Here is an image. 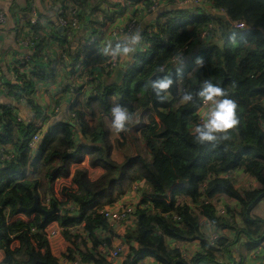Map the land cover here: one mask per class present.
<instances>
[{"label": "trees", "instance_id": "16d2710c", "mask_svg": "<svg viewBox=\"0 0 264 264\" xmlns=\"http://www.w3.org/2000/svg\"><path fill=\"white\" fill-rule=\"evenodd\" d=\"M74 1L82 23L86 7L80 0ZM130 1L150 5L149 0ZM208 1L209 8L196 12L174 8L166 1L164 7L169 12L160 14L149 26L155 33L147 39L148 53L137 58L121 83L105 85L104 80L111 73L98 80L92 78V71H87L85 75L91 79L81 83L76 94V99L82 96L83 105H70L64 110L65 117L49 129L33 160L29 158L26 142L34 125L26 126L17 121L16 114L7 106L0 107L1 142L17 153L12 161H0V264H60V259L79 264H108L96 256V234L111 232L104 209L120 200L134 184L141 186L137 190L141 200L133 213L132 226L123 237L128 254L121 264H213L221 256L227 259L239 236L246 240L248 249L262 244L264 220L251 217L250 211L264 199V134L261 133L264 127V0ZM119 6L104 9L106 23L112 22L110 12L122 13ZM214 12L226 15V19L214 16ZM160 19L165 22L160 24ZM237 24H244L243 31L236 29ZM30 30L36 47L29 64L33 72L28 77L19 75L15 87L12 86L28 97L34 92V80L50 77L43 75L51 64L44 59L46 41L65 40L64 31L40 34L39 22ZM90 32L97 33L98 38L104 34L94 29ZM204 33L206 37L199 40ZM146 35L144 32L143 37ZM107 41L116 42L110 38ZM197 45L202 47L189 58ZM98 49L90 52L92 66L107 59ZM61 53L69 60L66 51ZM181 54L185 69L180 65L175 67L176 58ZM79 56L80 52L72 60H78ZM198 60L202 64H197ZM158 66L170 70L174 81L167 101H158L151 89L144 86L156 77ZM193 69L194 80L187 74ZM204 80L225 88L237 103L239 122L235 131L228 140L215 145L198 144L192 139L191 131L197 124L195 112L202 104L197 107L179 100L183 90L198 89ZM85 85L92 88L90 93L82 92ZM117 102L131 113L133 104L147 113L145 124L133 127V136L130 124L118 132L122 142L133 137L143 148L125 156L120 164L111 159L103 143V123L94 126L91 123L96 114L93 105L110 117L109 110ZM32 105L35 110V102ZM77 137H81L78 146L75 145ZM123 145L117 147L121 149ZM86 159L90 168L103 171L99 178L90 180L88 170L80 167ZM237 170L254 179L258 187L243 192L236 190L228 176ZM61 177L71 179L59 196L55 184ZM178 196L189 199V203H177L173 198ZM218 196L239 205L241 226L240 222L236 223L235 210L229 206H224V215L216 212L212 200ZM35 200L41 209L48 211L54 205L60 214L45 216L39 211L26 212ZM44 202L49 205L43 206ZM67 206L75 209L69 211ZM19 215L31 219L16 218ZM14 218L17 220L13 221ZM200 219L214 230L232 232L233 237L223 234L211 244L202 232ZM52 223L57 225L58 235L64 242H69L60 259L49 246L48 231ZM193 241H197L198 249L193 256H187L178 244Z\"/></svg>", "mask_w": 264, "mask_h": 264}, {"label": "crops", "instance_id": "0c3cea01", "mask_svg": "<svg viewBox=\"0 0 264 264\" xmlns=\"http://www.w3.org/2000/svg\"><path fill=\"white\" fill-rule=\"evenodd\" d=\"M33 2V5L35 6V9L38 13V19H39V26H40V34L45 31L48 34H51L53 31L54 33L60 34L63 33V30L58 31L59 27L56 21V14L59 8V3L65 0H31ZM123 0H81L83 4L85 5L84 13L81 16L82 20V29L80 31H77L75 33H71L69 36H67L65 33L63 35L65 36L64 41H60L55 38H50L45 43V54L46 57L44 58L46 60V63H51L48 67L49 71H45L43 75H49L48 80H34L32 85L33 90L35 91V98L33 100H38V104L35 106V110L33 107V101L29 100V102H23V103H15V110L17 112V116L20 120H22V123L26 126H32L36 125L37 118L34 119V114L37 112L39 114H42L43 110L47 109V106L49 105V99L53 96L52 99H54L55 103L57 105L61 106L62 111L68 109L70 106V101L72 100V96L70 94V90L74 87L80 86L81 83H86V79L90 80V77L86 75V77H83L86 74V71L84 72L79 68L77 65V60L73 61L72 58H77L79 52H80V45L83 37L87 34H92L90 30L94 29L97 31H103V35H99L100 42L103 43V45L108 44L107 39H109V35L106 30H103L105 27L106 22L103 20L106 19L104 9L110 4L114 6L118 2H121ZM0 11L5 13L7 17V22L4 28H1L0 30V56H2L3 53H9L20 60L19 55L25 54V49L19 45L18 43V35H17V23L22 21L25 23L23 25L24 28L28 27L27 22L29 21V15L26 12V2L21 0L17 3H10L6 0H0ZM169 12V8L163 7L161 10L154 12L153 14L147 16L145 19L141 18L138 23L137 27L135 29H139L142 40H143V34L144 32H147V29L149 26L154 23V21L158 18L160 14ZM94 22L95 25L91 26V23L86 22ZM111 21H108L107 24H109ZM165 22L164 19H160V24H163ZM102 25V28L99 26ZM97 26L100 28H97ZM113 27V25H112ZM111 27V28H112ZM93 35V34H92ZM91 35V36H92ZM116 40L117 39H112ZM142 45V41L140 46ZM138 46L136 49V55L135 57L125 65L122 63L119 59V66L117 67V70L104 80L105 85H112V84H118V81L116 82V72L118 70H127L134 66L136 63L137 58L139 57V50L142 48ZM66 51L69 61L64 60L61 61L59 58V55L62 51ZM25 52V53H24ZM193 54V53H192ZM191 54V55H192ZM189 55V57H191ZM91 56V55H90ZM92 58V56H91ZM74 59V60H75ZM186 66V63L182 62V65H180V68H184ZM181 68V69H182ZM185 69V68H184ZM87 70L89 71V68L87 67ZM195 70V69H193ZM16 69L15 66H12L9 64V61L3 62V60L0 59V72L2 77L8 81L13 87L16 85V80H14V76ZM189 77V75H188ZM84 79V81H83ZM85 89V86L83 87V90ZM78 95V94H77ZM78 97V96H76ZM49 98V99H48ZM78 99V100H77ZM75 98L74 103H72L71 106L76 105H83V99L82 96L80 98ZM36 100V101H37ZM9 105V100L0 94V107ZM38 105H40V110L38 108ZM87 122L90 125L89 118H87ZM58 118L54 120H50L44 125V131H43V138L49 131V129L55 125L58 122ZM33 124V125H32ZM81 137L75 138V145L78 146L80 144ZM87 140V139H86ZM117 151H120L118 147H114ZM113 161L117 163H121L123 160H120V158H111ZM86 162V161H85ZM82 163L83 165L80 166L82 168H85L88 170V176L91 177L93 174L96 176L94 177V180L99 178L103 171L100 168H90L86 163ZM90 171V172H89ZM241 171V170H240ZM73 172V171H72ZM243 172V171H241ZM244 173V172H243ZM248 176V175H247ZM252 179L251 177H249ZM71 178L66 179L65 181L67 183L70 182ZM254 182V179H253ZM254 185V186H253ZM253 187H258L257 183H253ZM136 187V186H135ZM138 187V186H137ZM218 197H224V196H218ZM216 198V197H215ZM214 198V199H215ZM213 199V200H214ZM121 200V199H120ZM120 200L117 201V203H120ZM233 201V200H232ZM189 203V202H188ZM229 206L231 209L235 210V218H237V215H240L241 208L239 205L233 201V206L225 204L224 206ZM250 216L253 218H258L260 220H264V199L260 200L250 211ZM51 225V224H50ZM241 226V222L238 224ZM102 234V233H97ZM53 237L52 239H54ZM64 241V240H63ZM246 240L239 236L238 241L234 245L233 249L231 250V254L227 256V259L222 258V256L219 258V262L213 263V264H264V240H262V244L260 245V250L256 251L255 247L253 249H248L246 247ZM49 246L51 249V252L55 254L53 251V246L49 242ZM67 246H65L66 249ZM65 251V250H64ZM64 253V252H63ZM58 259L61 258L62 254ZM60 264H69L68 261L64 259H60ZM123 262V261H122ZM121 262V263H122ZM201 264H208V263H201Z\"/></svg>", "mask_w": 264, "mask_h": 264}, {"label": "built area", "instance_id": "2783aa9c", "mask_svg": "<svg viewBox=\"0 0 264 264\" xmlns=\"http://www.w3.org/2000/svg\"><path fill=\"white\" fill-rule=\"evenodd\" d=\"M10 3H17L21 0H6ZM26 2V4H28V8H27V13L29 15V21L27 22L28 27L24 28L23 25H25V23H23L22 21L17 23V35H18V43L20 46H22L25 49V54L23 55H19L20 56V60H18L17 57L9 54V53H3L2 56H0V59L3 60V62H7V60L9 61V64L12 66H15V69L17 70L16 75L14 76V80H17L18 76L24 74L26 77H28L33 70L31 69L32 65H29L31 63V55H33L35 53V43H33L32 41H34V37L32 35V32L30 30V28L32 26H35L38 24L39 19H38V13L35 9V6L33 5V2L31 0H23ZM81 1V0H80ZM79 1V3H80ZM150 1V5L147 6V4H145L144 2L142 3H133L130 0H123L121 2H118L117 4H119L122 13H113L110 12L109 14L112 16V22L109 24H105V27L103 28V30H106L110 39H119L122 35H124L125 33H128L131 30H134L137 27V23L141 18H146L147 16L153 14L154 12H157L159 10H161L164 6H165V2L169 1V6H174V8H188L189 10H192L193 12L202 10V9H207L209 8V1L208 0H149ZM114 8V6L112 5H108L106 8ZM215 15H221V16H226L224 14L221 13H215L213 14ZM226 18V17H224ZM56 21L58 24V27L62 28V30L64 31V33L69 36L71 33H75L77 31H80L82 29V23L79 20V18L77 17V3L74 0H65V2L62 5H59L57 14H56ZM7 22V17L5 15V13H3L2 11H0V30L1 28H4ZM113 25V27H112ZM112 27V28H111ZM236 29H239L240 31L244 29V24H237L235 25ZM155 33V30H152L150 28L147 29V35L145 36V38L143 37L142 40V45L140 47H142L138 54H146L148 52V48H149V44L147 43V39L152 37V34ZM87 34L83 37L82 41H81V45H80V56H79V62H81V64L79 65V68L82 69L81 65H83V63H88L91 56H90V52L92 49L95 48H102L104 47L103 43L100 42V39L98 38L97 33L93 34ZM206 33L202 34L199 38V40H201L202 38L206 37ZM147 37V38H146ZM202 46H195L193 48L194 49H199ZM44 50V49H43ZM45 51V50H44ZM192 51V50H191ZM60 58L62 59H68L66 57V55H64V53H61L59 55ZM69 61V60H67ZM119 66V62H118V58H109L107 57L106 60H104L102 63L95 65V66H90L89 71H92V78H98L99 79H103L105 77V75L107 73H113L117 70V67ZM95 70H100L95 71ZM91 79V77H90ZM35 91L30 95V97L26 96L25 94L21 93L20 91H17L15 89H13L12 85L6 81L0 72V94L3 95L4 97H6L9 100V105H7L8 109L11 112H14L17 116V112L15 110V103H23L26 102V99H30L31 101L35 102V104L38 102L37 98L36 100H33L35 98ZM70 94L72 96V100L70 101V105H72V103L74 102L75 98H76V94L77 92L74 90V88H72L70 90ZM52 97H50L49 99V105L47 106V109L45 111V116L41 118V120L39 122H36L35 125V129L33 131V133L30 135V137L27 139L26 142V146L27 148L30 150V159L33 160L35 154H37V152L39 151V147L41 144V140H42V136H43V131H44V125L49 122L50 120H54L56 118H58L59 121H61V119H63V117H65V113L64 111H62L61 106L57 105L54 101V99H52ZM69 105V106H70ZM206 110L205 105H201L195 112V116H196V122L200 123L201 122V114ZM1 112V110H0ZM71 118L73 117V115H69ZM17 121L22 122V120L19 119V117L17 116ZM76 121H74L75 123ZM3 136V133L0 129V161L2 163H6L9 161L14 160V158L16 157L17 153L16 151L11 148L10 146L4 145L1 142V138ZM229 177V176H228ZM178 197H176L175 199L177 200ZM46 205H49V202L46 203ZM62 209H65V206H62ZM66 209H68L69 211L74 210L75 208L72 206H67ZM60 212V211H59ZM131 212V210L127 209L126 213ZM133 213L134 211H132L130 214L131 218H130V223L127 226V228H129L130 226H132V221H133ZM225 214V210L222 214L219 215H224ZM124 216V215H123ZM120 218V216H118V214L116 213H111L110 211H104V217L106 218V221L110 227V229H112V226L109 224V221H115V220H120L122 219V217ZM129 217V216H128ZM206 226L202 227V232L203 234L208 238V241L212 244L214 243V241L216 240L217 237L225 234L229 237H233L232 232H222L219 230H214L212 227L209 226L208 223H206V221L204 220ZM210 231V234H206V231ZM103 236H101L100 238H98V241H100L99 246H98V252L96 253V256L105 260L108 264H113L115 262H117L119 260V258L126 252V244L123 241L122 238V243L125 247V251L123 249L122 252V248H114L112 247L111 243H109V236H107V234H109V231L107 232H102ZM55 233L53 231L49 232L48 231V238L49 237H54ZM124 237V236H123ZM190 243V242H189ZM195 243V246L193 248V250L187 251V248L183 249V244H187V243H180L178 244L179 246H182L181 249L184 250L185 254L187 256H193L194 253L197 251L198 249V243L197 241H193L192 244ZM261 246L259 245L256 248V251L260 250ZM153 262V259L150 260V263ZM69 264H79V262H69Z\"/></svg>", "mask_w": 264, "mask_h": 264}, {"label": "clouds", "instance_id": "9594fccd", "mask_svg": "<svg viewBox=\"0 0 264 264\" xmlns=\"http://www.w3.org/2000/svg\"><path fill=\"white\" fill-rule=\"evenodd\" d=\"M141 41L142 36L139 29H134L122 35L115 43H108L97 51L103 56L118 58L127 65L135 57L136 49L140 46ZM199 50L200 48L192 50L189 55L193 54L189 58H192ZM183 59L182 54L178 55L175 67L181 65ZM80 64L81 62L77 60V65L79 66ZM86 64L91 66V61ZM197 64H202V61L198 60ZM160 73L164 75H158ZM173 83L170 70H167L164 66H158L156 77L146 81L144 86L151 89L158 101H167L169 90ZM179 100L182 104H191L197 107L203 104L206 107V110L201 114V122L197 123L191 131L192 139L198 144L212 143L215 145L221 141L228 140L231 134L230 130L234 129L239 122L236 101L230 97L225 88L213 83L211 80H204L198 89L183 90L179 95ZM109 112L112 129L116 132L126 130L129 121L132 120V113L128 108L117 102L111 106ZM175 198L173 200H176Z\"/></svg>", "mask_w": 264, "mask_h": 264}, {"label": "rangeland", "instance_id": "374dc122", "mask_svg": "<svg viewBox=\"0 0 264 264\" xmlns=\"http://www.w3.org/2000/svg\"><path fill=\"white\" fill-rule=\"evenodd\" d=\"M232 25H233V23H232ZM91 66H92V64H91ZM81 67H82L81 70H83L84 72L85 71L87 72L88 71L87 67H90V66L88 64H84V65H81ZM194 73H195V70H191L187 74L189 75V78H193V80H194L195 79ZM83 77H86V75H84ZM83 81H84V79H83ZM179 85H180V83H179ZM77 88L74 87V90L76 92H77ZM91 91H92V88L89 85H85V89L82 90L83 93H85V92L90 93ZM37 104H38V102L36 103V105ZM38 108L40 110V105H38ZM93 110L96 112V114H95V119L93 120L94 122L93 121L91 122L92 126H94L96 123L97 124L100 122L103 123V125H104V130H103L104 132L103 133L105 134L103 143H104L105 147L108 149L111 158H114V159L120 158V160H124L125 156L134 155V154H136L137 151H140L143 149L142 144L140 145L138 143H135L133 137L132 138L129 137L126 142H122L121 141L122 139L118 135L119 133L116 132L111 127V123H110L111 118L105 116L104 113H102V112H104V110L99 109L96 104L93 105ZM132 110H134L132 113V120L129 121V123H128V124H130V126H129L130 130H132V132L130 133L131 135L134 134L133 133V130H134L133 127L140 126L141 124H145V122L147 120V113H144V111L138 109V107L135 104L132 105ZM45 111L46 110L44 109L42 114H39L38 112H37V115H36V113L34 114V119L37 118L36 122H39L41 120V118L45 116ZM261 130H262L261 133L264 134V127H261ZM234 131L235 130L232 129V130H230V133H232ZM136 137L138 139H140L138 135ZM121 143H123L124 145L120 149V151H117L114 147H117V145L119 146V144H121ZM87 162H88V159H86L85 163L87 164ZM118 164H120V163H118ZM82 165L83 164H81V166ZM74 168H75V166L72 167L71 173L74 170ZM91 174L94 177L96 176L95 174H93V172H91ZM92 176L91 177L88 176L90 180H94V177H92ZM229 179L231 180L232 184L234 185V188L236 190H238L239 192H243L244 190L253 189V186H254L253 185V183H254L253 179H250L249 176H247L245 173L241 172L240 170L231 172L229 174ZM65 180L66 179H63L61 177L57 181V183L55 184L57 194H59V196L61 195L62 189L64 187L68 186V184H69ZM136 186H138V187H135V184L132 185L131 188L126 193L123 194V196L120 200L121 204L116 202L112 206L104 209L106 211H110L111 213L118 214V216H120V218H121V216L124 215L122 217V219H120V220L109 221V224L112 226V229H111V232H109V234H107V236H109V238H110L109 243H111L112 247H114V248H122L123 247L122 252H123V249L125 251V247L122 243V238L125 235V232L127 230V226L130 223V218L132 215L130 213L132 211H135L137 205L139 204V202L141 200V196L137 191L139 188H141V186H139V185H136ZM60 200H61V197H60ZM177 201H178L177 203L183 204V203H188L189 199H186L184 197H178ZM225 204L233 206V201L231 199L226 198V197H216L214 200H212V205L214 206L213 208H215V210L218 214H222L224 212V210H225L224 205ZM45 205H46V202L43 203V206H45ZM127 209L131 210V212L126 213ZM5 213L7 214L8 211L6 210ZM59 214H60V212H59ZM70 216H72V215H70ZM16 218H19L22 220H28V221L31 219V218L28 219L23 215H19ZM241 218H242L241 215H237V218H235L236 223H239ZM14 220H17V219L14 218L13 221ZM200 225L202 227L206 226L204 219H200ZM49 228H50L49 232L53 231L55 233V236H54L55 238L52 239L53 237H49V242L52 244V246L54 248L53 251L56 254L55 256L60 257L61 253H63L65 250V246H67V248H68L69 242L66 241V243H65L63 241V238H61V236L58 235V227L55 223H52L51 225H49ZM206 234H210V231L209 230L206 231ZM101 236H103V234H98V235H96V238L98 239ZM99 243H100V241H98V245L96 247V253L98 252ZM89 246H90V243H89ZM182 246H183V249L187 248V251L191 252L195 246V243L192 244V242H190L187 244H183ZM127 254H128V248H127L126 252L119 258V260L113 264H121V262L125 260Z\"/></svg>", "mask_w": 264, "mask_h": 264}, {"label": "water", "instance_id": "95a60500", "mask_svg": "<svg viewBox=\"0 0 264 264\" xmlns=\"http://www.w3.org/2000/svg\"><path fill=\"white\" fill-rule=\"evenodd\" d=\"M215 16L223 17L221 15H215ZM61 30H62V28L59 27L58 31H61ZM126 71L127 70H118L116 72V82L117 81H118V83L122 82V80L124 79V76L126 75ZM34 211H39V212L43 213L45 216H51L53 214L59 213V210L54 205H52V208L48 211L41 209L38 205L37 200H35V202L33 203V206L30 209L26 210V212H28V213H33Z\"/></svg>", "mask_w": 264, "mask_h": 264}]
</instances>
